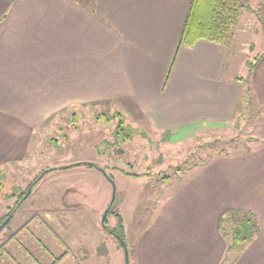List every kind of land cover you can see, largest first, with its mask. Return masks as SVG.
Listing matches in <instances>:
<instances>
[{"label": "crops", "instance_id": "crops-1", "mask_svg": "<svg viewBox=\"0 0 264 264\" xmlns=\"http://www.w3.org/2000/svg\"><path fill=\"white\" fill-rule=\"evenodd\" d=\"M191 2L0 0V169L24 161L45 124L69 110L121 103L167 131L233 121L244 79L227 74L230 32L223 43L181 46ZM240 2L264 10V0ZM261 126L260 147L214 163L163 204L134 264H233L223 263L220 230L230 210L260 223L235 264H264V109ZM225 191L244 192L245 206L224 208Z\"/></svg>", "mask_w": 264, "mask_h": 264}, {"label": "rangeland", "instance_id": "rangeland-1", "mask_svg": "<svg viewBox=\"0 0 264 264\" xmlns=\"http://www.w3.org/2000/svg\"><path fill=\"white\" fill-rule=\"evenodd\" d=\"M263 15L239 10L231 25L227 74L244 79L248 102L226 125L152 129L116 102L51 118L29 156L0 169V225L13 215L0 232V264H127L116 233L134 264L137 241L175 192L260 147L262 126L253 125L264 105ZM244 194L223 192V207H244Z\"/></svg>", "mask_w": 264, "mask_h": 264}, {"label": "trees", "instance_id": "trees-1", "mask_svg": "<svg viewBox=\"0 0 264 264\" xmlns=\"http://www.w3.org/2000/svg\"><path fill=\"white\" fill-rule=\"evenodd\" d=\"M243 8L245 6L240 0H192L180 45L193 47L200 40L215 43L225 42L231 25L238 20L239 10ZM258 57L260 58L262 55ZM247 94V90H244L241 105L245 106L248 102ZM249 104L253 109L252 102ZM263 109L264 105L258 108V123L253 125L254 129H256L257 124L262 122ZM119 128L122 129L121 126ZM254 141L259 142L261 139L256 137ZM87 165L97 166L93 163H87ZM103 173H106L105 170ZM220 230L228 242L226 258L235 264L245 249L259 236L260 223L257 216L251 211L233 210L223 215ZM116 237L120 241H125L122 235L118 236L116 233Z\"/></svg>", "mask_w": 264, "mask_h": 264}, {"label": "water", "instance_id": "water-1", "mask_svg": "<svg viewBox=\"0 0 264 264\" xmlns=\"http://www.w3.org/2000/svg\"><path fill=\"white\" fill-rule=\"evenodd\" d=\"M111 178V177H110ZM30 195L29 193L26 195V198L27 196ZM114 198H115V188H114ZM25 199V198H24ZM107 217V214L105 215L104 219H103V223L105 222V219ZM13 218V215L11 216H8L6 218V220L0 225V232L10 223V221L12 220ZM105 225V224H104ZM119 239V238H118ZM120 241V240H119ZM121 242V245L123 246L125 252H126V260H127V264H130L129 263V259H128V248H127V245H126V242L125 241H120Z\"/></svg>", "mask_w": 264, "mask_h": 264}, {"label": "flooded vegetation", "instance_id": "flooded-vegetation-1", "mask_svg": "<svg viewBox=\"0 0 264 264\" xmlns=\"http://www.w3.org/2000/svg\"><path fill=\"white\" fill-rule=\"evenodd\" d=\"M119 151V150H118ZM117 151V153L116 154H119V152ZM120 155V154H119ZM102 172H103V170H102ZM115 235V234H114Z\"/></svg>", "mask_w": 264, "mask_h": 264}]
</instances>
